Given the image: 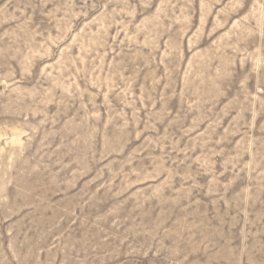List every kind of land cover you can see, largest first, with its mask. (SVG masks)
Listing matches in <instances>:
<instances>
[{
  "label": "rangeland",
  "instance_id": "374dc122",
  "mask_svg": "<svg viewBox=\"0 0 264 264\" xmlns=\"http://www.w3.org/2000/svg\"><path fill=\"white\" fill-rule=\"evenodd\" d=\"M0 264H264V0H0Z\"/></svg>",
  "mask_w": 264,
  "mask_h": 264
}]
</instances>
